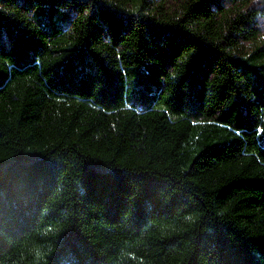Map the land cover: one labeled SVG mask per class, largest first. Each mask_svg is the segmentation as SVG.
<instances>
[{
    "label": "trees",
    "instance_id": "1",
    "mask_svg": "<svg viewBox=\"0 0 264 264\" xmlns=\"http://www.w3.org/2000/svg\"><path fill=\"white\" fill-rule=\"evenodd\" d=\"M253 0H0V264H264Z\"/></svg>",
    "mask_w": 264,
    "mask_h": 264
},
{
    "label": "rangeland",
    "instance_id": "2",
    "mask_svg": "<svg viewBox=\"0 0 264 264\" xmlns=\"http://www.w3.org/2000/svg\"><path fill=\"white\" fill-rule=\"evenodd\" d=\"M250 10L255 13V20L260 38L264 39V0H253Z\"/></svg>",
    "mask_w": 264,
    "mask_h": 264
}]
</instances>
